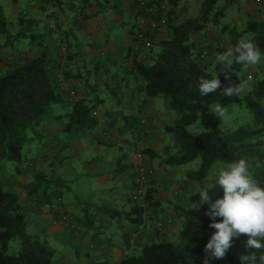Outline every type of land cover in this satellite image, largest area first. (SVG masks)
Instances as JSON below:
<instances>
[{"label":"trees","instance_id":"obj_1","mask_svg":"<svg viewBox=\"0 0 264 264\" xmlns=\"http://www.w3.org/2000/svg\"><path fill=\"white\" fill-rule=\"evenodd\" d=\"M44 1L48 3L50 0ZM55 1L58 4L62 3V0ZM162 1L164 0H153L148 2V5H158ZM165 1L173 8L169 11L164 25V37H157L160 28L159 14L145 12V9L136 11L137 17L149 19L155 24L149 31L144 32L150 43L151 59L146 62L134 58L131 72L135 89L144 98L163 96L172 110L197 112L201 123L206 127V131L191 133L178 123L165 125V130L173 133L175 145L174 153H170V148L166 147V156L161 159V164L167 167H178L197 157H200L201 162L197 170L187 172V181H192L194 185L191 186V192L186 197V206L177 208L178 217L185 220V225L176 231L175 238L158 239V229L170 226L172 221L162 226L154 224L157 228L155 237L157 239H152L143 245L139 252H134L132 245L134 242L130 243L131 237L124 234L127 252L116 264H205L207 257L205 245L215 229L209 227L212 221L206 215L207 205L198 207V193L202 189H207L209 194L213 195V200L223 196L216 180L206 182L214 162L231 163L241 158L251 160L249 171L258 184L264 186V107L262 104L264 77L252 81L245 94L238 97L224 96L222 94L224 87L239 83L237 72L243 65L234 63L226 78L224 73H219L220 67L216 61V57L225 53L226 50H221L213 63L208 65L209 53L202 58L199 45L196 43V38L209 26L217 24L223 15V9L216 8L218 0H203L198 16L178 21L171 17L178 0ZM136 5L137 0H134L132 9H135ZM105 6L104 2H99L97 7L100 11ZM18 20L20 24L25 23V26L20 28L13 37L8 31L7 17L0 6V36L9 40L39 37L33 33L34 20L26 19L20 14ZM138 30L143 32L140 28ZM229 33V49H234L239 40L247 39L252 40L264 52V15L259 19L248 20L242 31L234 28ZM41 40L40 37L39 41ZM39 46L40 53L37 56L16 63L9 70L0 73V160L8 159L14 162V169L17 172L22 170V161L28 152L29 145L47 139L43 129L52 119L67 118L63 130L69 138L78 136L86 130L91 133L98 124L93 113L95 101L88 97L75 98L64 115L55 114L54 105L62 106L65 103V97L52 82L54 65L51 63L49 49L41 43ZM88 72L89 74L96 72L95 64L93 68L88 69ZM217 73L221 88L215 93L201 96L197 87L200 78H212ZM106 85L110 86L109 82H106ZM109 88L114 92L113 87ZM217 104L224 107L231 104H244L252 115V122L237 129L222 131L218 126L220 118L209 111ZM124 118L130 123L137 122L135 117L124 116ZM114 121V119L111 120L110 124L114 125ZM26 146L27 149L24 151ZM137 150L150 160L159 156L149 147ZM51 175V178H47L42 170H38L35 173V184L27 191L28 196L34 199L36 192L42 188L44 200L49 204V208L57 198L63 201L61 188L65 186L69 189L70 187L67 181L56 177L55 171ZM154 180L153 178L152 183L155 182ZM136 204L134 209L137 215L134 221L136 226L142 224L145 214L157 216L164 209L161 206V211L159 210L161 200L156 197L152 189H149L144 205L138 202ZM93 208L96 213H108L110 216L116 213L115 210L104 206ZM88 209L84 210V214L79 219V222L86 227L89 226L90 209ZM50 211L56 221L57 213L51 208ZM66 212L70 213L69 210ZM161 218L158 219L161 222L168 221L165 217H163L165 219ZM220 219L217 218V222ZM75 220L73 216L75 226L72 228L79 232L82 227L77 225ZM236 242L237 238H234L232 245ZM254 251L253 249L252 252ZM54 256L53 248L44 239L28 232L26 214L21 208L19 195L16 192L4 190L0 186V264H53ZM209 260L208 264H223L220 259Z\"/></svg>","mask_w":264,"mask_h":264},{"label":"crops","instance_id":"obj_2","mask_svg":"<svg viewBox=\"0 0 264 264\" xmlns=\"http://www.w3.org/2000/svg\"><path fill=\"white\" fill-rule=\"evenodd\" d=\"M29 1L31 4L27 11H22L17 15H14L11 9L14 8L18 0H0L2 11L7 17L8 31L13 37L15 35V31L17 33L20 28L25 26V23L24 25L19 23V14L26 19H32L35 21L32 26L33 33L39 36L20 39L12 37L13 39L11 40L4 38L3 41H1L3 36H0V55H2V57H0V73H4L9 70L16 63H20L25 59L37 56L40 53L39 43H41V45H44L49 49L52 59L51 63L54 65L53 70H56L57 73H60V71L61 73L64 72L65 80L71 81L73 86L75 85V89L76 87L81 89L80 91H82V93H78L76 98H90V96L86 94L88 91H85V87L88 83H90V81H95L98 90H100L102 83L105 81L108 82L109 80H112L115 82L118 80L120 84H123L125 89L129 91V106L131 107L133 105L135 109L138 107V104L140 103L139 99L143 100L144 96L139 94L136 89H134L135 83L131 67L133 65L134 58L141 59V53L137 55L136 51H134L131 39L132 32L134 28H141L140 30L144 32L149 31L153 28L151 25L153 21L136 16L137 10L132 9V2L134 0H98L96 5L91 4L93 2L91 0H62L61 4H58L55 0H50L48 2V6L45 5L44 0ZM71 2L82 3V5L85 6L84 9L91 10L95 7V11L93 13H89L90 11L85 12V10H82L78 13L74 12L69 14L65 7H70ZM99 2H104L106 4V6L100 11L98 10L99 7H97ZM186 2H188V0H178L176 5V8L178 9L183 6L182 9H180V13L178 12L177 14L179 20L194 18L200 13L199 9L197 12L196 7L191 10L188 5H186ZM220 2H223V4L220 5L222 8H219L223 9V15L219 18L218 23L214 24V26L228 34H230V30L234 28L238 31H242L246 27L248 20L259 19L264 15V0H218L216 3L217 8ZM65 3L69 5H66ZM228 8L231 9L232 13L229 14L226 22H221V18L225 17ZM233 9H236L235 16L231 15L234 12ZM181 10H184V12L182 13ZM25 14L28 16H25ZM175 16L176 13L174 12L172 17L174 18ZM14 18H16L15 20H17V23ZM61 19L65 22L62 23V21H59ZM64 26H66V29L59 31V28ZM59 32L65 33V36L63 35V37L68 39L66 47L67 56L65 58H59V51L56 49V46L59 45V41H56L53 45L55 38L59 36ZM158 34L159 32L157 33V37ZM40 37L42 38L41 41H39ZM27 39L29 40V43H27ZM150 59L151 58L148 60ZM93 64L96 66V72H91L89 74L88 69L93 68ZM245 74L242 76L243 81ZM252 76L254 78V75ZM247 90L248 89H246V91ZM246 91L243 94H245ZM66 94H63V96L66 99H70L68 97V93ZM95 94L98 93L95 92ZM153 106L154 103L152 98L144 99L145 108L147 107L152 109ZM127 107L128 106L125 102H122L119 105V109L125 110ZM95 109H98V106L95 107ZM55 114L64 115V113L57 111H55ZM128 115L130 114H122L123 126L125 128H130L134 125V122L130 123L126 118H124V116ZM64 119H66L67 122L66 117L58 118L55 122H49L43 129L47 139L38 143L35 148L41 149V153H44L45 150V153L49 154L52 150H47V148H53V145L58 143V147L62 149V152H60L58 156L57 152H55L53 157H50L52 159H49V164L52 165L57 178L65 181H69V178L71 177L76 179L74 176H77L76 174H78V170H76L77 166L75 165L77 163L78 165L81 163V166H78L79 169L95 172L94 175L101 179L103 177L101 171L107 163V159L100 158L104 154V151L99 152V144L96 141L101 139L96 138L97 140H91L89 144L86 141L84 143L80 139L81 134H85L84 138L88 136V134L86 135L84 131L78 136L69 138V135L63 130L66 123ZM101 124L102 123L99 121L95 131L101 130ZM60 127L61 131L59 132L58 129ZM134 138L135 140H139L141 144L147 145V147L149 146L150 149L152 146L157 145V143H155L152 139L138 137L137 133ZM132 142L133 141H131V139L129 140L128 137L125 136L124 139H121L118 142V147L121 148V150L129 149L133 151L134 146ZM89 148H93V152H91ZM123 159H125V153H122L116 160L122 164ZM132 161L135 162L134 157ZM1 168L2 167L0 165V178L12 182L13 185H17L22 190L20 203L23 212L34 214L37 221H40V223L44 222L47 225L43 239L48 245L49 239L52 240L53 244L49 246L53 248L55 252L53 264H116L127 252L124 244V237H122V241L120 243L112 242L110 239H100L96 236L97 233L100 232V229H95L93 234L89 235L90 240L87 244H85L83 240V237L89 234V230L92 229V216L99 218L101 222L109 221L111 218L119 220V212L123 210V208L125 210L127 209L122 202L123 193L119 197H116L118 199L114 198L112 203L107 202L108 204L103 202L104 200H98L101 199L100 196L99 198L97 197L96 201H102V203H98L94 206H104L115 210L116 213L115 215L110 216L108 213H96L94 208L90 210L88 209L89 226L87 227L79 222V219L84 214L86 207H83L78 201L70 206L69 200L64 201L63 195H61L63 204H65L69 212L75 217L77 225L82 227L81 230L77 232L69 225L65 226L56 222L53 213L50 210L45 209L48 205H44L45 202L40 197L37 199H31L28 196L27 191L33 184H35V180L28 183V178L22 177L21 181H18L11 175L3 173ZM118 168L126 170L127 166L126 164H122L121 167ZM79 173L82 176H89L85 172L79 171ZM132 176L133 174L129 173L126 180L124 177L122 178V181L124 179V182H122L124 186L128 187V185L132 184ZM114 187H116L115 184L110 185V188ZM163 201L166 200L163 199ZM163 201L161 200L160 208ZM27 207L30 208L27 209ZM40 207L41 209H37ZM132 211L134 210L132 209ZM126 215L128 218L131 216L130 213H126ZM158 215L160 217H164V215L160 212ZM149 224L150 221L144 219L142 224L137 226V228L139 231H144L145 239L147 238L151 241L156 237V234L152 235L151 233H148ZM182 227V221L178 219V221L174 222V226L170 229L171 232L176 233V231ZM132 228L133 225L131 229L124 234L130 233ZM166 228L161 229V235L165 233ZM70 237L75 239L74 244ZM163 238L166 239V236L163 235L158 239ZM72 245H74V251L70 248Z\"/></svg>","mask_w":264,"mask_h":264},{"label":"rangeland","instance_id":"obj_3","mask_svg":"<svg viewBox=\"0 0 264 264\" xmlns=\"http://www.w3.org/2000/svg\"><path fill=\"white\" fill-rule=\"evenodd\" d=\"M71 1V0H70ZM93 1L91 4H97L98 0H91ZM203 0H188L186 2V5L192 10L194 7H196V10L198 12V9L200 10V6ZM89 3V4H90ZM163 4L166 5L167 10L171 11L173 8L167 1H162ZM30 1L29 0H18L17 4L14 6L11 11L14 15H17L19 12L27 11L30 7ZM66 4V3H65ZM223 2H220L218 4V8H222L220 5H222ZM46 6L49 5V3H45ZM69 5V4H66ZM159 5V4H158ZM237 5V4H236ZM84 5L82 3L78 2H71L70 7H65L68 10V13H74V12H80L82 10H85V12L90 11L89 13H93L95 11V7L91 10L84 9ZM183 7V6H182ZM181 8L175 7V13L176 16L174 17L175 20L178 19V12L180 13ZM8 8V7H7ZM6 8V9H7ZM5 9V11H6ZM185 9V8H184ZM135 10L139 11L142 9H138L137 5L135 7ZM232 16L236 15V9H233ZM66 12V11H65ZM63 12V13H65ZM146 12V11H145ZM183 13L184 10H181ZM232 13L231 9L228 8L226 11L225 17L221 18V22H226L229 14ZM161 14H159L160 16ZM25 16H28L25 14ZM172 17V15H171ZM59 18V17H58ZM173 18V17H172ZM16 18H14L15 20ZM65 22L63 19L59 20ZM139 21V20H138ZM159 21V19H158ZM17 23V20H15ZM154 22L151 23V25L154 27ZM159 34L158 37H164L165 31H164V25L163 23H159ZM67 26V25H66ZM66 26L60 27L59 31L65 30ZM142 26V25H141ZM141 29V28H140ZM139 30L138 28H134L132 32L135 34ZM141 31V30H140ZM14 32V31H13ZM144 32V31H143ZM16 34V31L15 33ZM59 36L55 38V41L53 42V45L56 41H59V45H57L56 49L59 51V58H65L67 56V40L63 35L65 33L59 32ZM61 36V37H60ZM65 36V35H64ZM132 39V38H131ZM4 40V37L1 41ZM27 43H29V40H26ZM133 42V48L134 51H136L137 55L141 53V60L143 61H149L148 59L151 57L152 51H150V43L148 45H143L138 42H135L132 39ZM205 42L207 45L209 58H208V65H211L213 63V60L215 59L216 55H218L221 50L225 49L226 51L230 50L229 48V34L225 31H221L220 29L216 28L213 24V26H209L206 31H204L198 38H196V43L199 45L200 43ZM48 45V42H47ZM143 53V54H142ZM2 57V55H0ZM3 73V72H2ZM246 73V74H245ZM244 75V80H249L250 83L247 86V89H249V86L251 85L252 81L254 80H260L263 78V62L251 66L246 67L243 65V67L237 72V76L239 78V82L243 81L242 76ZM254 75V78L253 76ZM250 76V77H249ZM252 77V78H251ZM52 82L57 87L59 91H62L63 94L68 93V97L70 99L65 98V103L61 105H54V112H61L66 113L68 109H70V106L73 102V100L77 97L78 93H82L80 91L81 89L77 88L75 89V85L73 86L71 81H67L64 78V72L57 73L56 70L52 71ZM105 81L101 85V89L98 90L96 82L90 81L85 87L86 94L90 96L89 99L95 101V104L98 109H95L94 107V116L97 118L98 122L100 121L101 124V130L94 131L90 133V131L86 130L84 133L88 136L84 138V135L81 134L80 139L85 143V141L89 144L91 140H97L96 142L99 144V152L104 151V154L100 158L107 159L106 166L104 169H102L101 174L102 178L100 179L98 176L96 177L94 174L95 172L89 171V170H82L79 169L81 166V163L76 164L75 166L78 174L77 176L73 178H69L70 180L67 181L69 184V189L67 187L61 188V195H63V200L67 201L69 200L70 206H72L73 203L79 202L82 204L83 207L92 209L94 205L98 203H102V201H96L97 197H101V199L98 200H104L103 202H109L112 203L113 199H118L116 197H119L122 193L123 195V204L125 205L126 210L123 208L119 212L118 219H110L109 221L101 222L99 218L92 216V229L89 230V234H87L85 237H83L84 243L87 244L90 240V236L92 235L95 229H100V232L97 233V237L100 239H110L112 242H118L120 243L122 241L123 234L131 229L132 225L133 228L130 233H128V236L131 237L133 233H136V237L134 240L133 249L134 252H139L143 245L150 242V239L144 238V231H139L136 223L134 222L137 219L136 212L132 211L136 207V202L134 199V188L133 184L128 185V187L124 186L122 182H124V179L122 181V178L124 177L125 180L128 177V174L132 173L134 175L136 171V164L134 161H132L133 157L134 160L136 159V155L139 153L137 150L138 148L147 147V145L141 144L139 140H135L134 136L138 135L140 138H149L155 141L157 145L152 146L151 149L159 155L158 158H155L154 160H150L147 157H144V160L146 163H148L155 171L154 176V183H152V191L155 193L156 197L163 201L162 208L163 212L161 214L164 215L166 219H170L172 223L170 226H168L165 229V233L162 235L160 234L161 229H158L159 235L158 238L165 235L167 240H172L175 238V233L171 232L172 226H174V222L182 221L183 227L185 225V220L178 217V209L180 206H186V197L191 192V186L194 185L192 181H187V172L192 170H197L200 165V157L195 158L193 161L180 165L178 167H167L165 165L161 164V159L166 156V147L170 148V153H174V145H175V137L173 133L167 132L165 130V125H175L180 124L183 127L186 128L187 131L191 133H200L203 131H206V127L201 123L200 115L197 112H179L172 110L168 107L167 99L163 96H158L155 98H152V101L154 103L153 108H145L144 107V99H139L140 103L138 104V107L135 109L132 105L129 106V91L125 89L123 84H120L118 80L115 82L112 80H109V85L113 87L114 92L110 90V86L106 85ZM135 83V82H134ZM124 87V88H123ZM83 88V87H81ZM95 89V91L93 90ZM135 89V88H134ZM98 93V94H95ZM134 92V91H133ZM67 95V94H66ZM125 102L127 104V109H119V105ZM263 107H264V100L262 101ZM228 109V116L227 119L218 121V126L222 131H228L237 129L240 126L249 124L252 122V115L249 112V110L245 107L244 104H231L229 106H226ZM127 113L130 114L128 116L135 117L137 119V122L134 123V125L130 128H125L123 126L122 121V114ZM114 121V125L110 124L111 120ZM66 122V119H64ZM51 121H57V119H52ZM50 121V122H51ZM139 122V123H138ZM104 124V125H103ZM136 127V128H135ZM60 129V130H59ZM58 129V131H61V127ZM147 131V132H144ZM80 135V134H79ZM125 136L128 137V139L133 141V151L129 149H123L118 147V142L121 139H124ZM97 138V139H96ZM101 141V142H100ZM51 142V141H50ZM53 142V141H52ZM55 143V142H53ZM52 143V144H53ZM38 143H32L29 145L28 152L25 154V157L22 161V170L21 172H17L14 169V162L4 159L0 160L1 165V171L3 173H7L17 179L18 181H21L22 177L28 178V183H31L35 180V173L38 170H42L47 178H51V174L53 173V167L51 164H49V159H52L50 157H53L55 152H57V156L62 152V149L58 147V143L53 145V148H47V150H52L49 154L42 152L41 149L35 148ZM149 147V146H148ZM27 149V146L25 147L24 151ZM91 152H93V148H89ZM263 150H264V144H263ZM106 152V153H105ZM122 153H125V159H123L122 164L127 166V169H120L118 167H121L122 164L117 162V158L121 156ZM63 155V153H62ZM252 158V157H250ZM249 158V159H250ZM248 166L251 165V160H247ZM229 163L216 161L212 164L208 177L206 179V182H211L216 180L217 173L221 167L227 166ZM79 166V167H78ZM80 172H85L89 176H82ZM80 174V175H79ZM78 177V178H77ZM133 177V176H132ZM73 178V179H72ZM72 179V180H71ZM27 183V182H26ZM111 184H115L116 187L110 188ZM132 185V186H131ZM0 186L7 191H13L16 192L20 198H22V190L17 186L13 185L12 182L6 181L2 178H0ZM40 197L44 202V197L42 194V188H40L35 195V199ZM96 197V198H95ZM108 204V203H107ZM44 205H49L46 202ZM43 206V205H42ZM30 207H27L29 209ZM37 209H41L37 208ZM45 209L50 210L49 206ZM161 211V208H159ZM126 213H130L131 216L129 218L127 217ZM26 214V221H27V229L28 232L40 237L41 239L44 238V233L46 231L47 225L44 222L37 221L34 214L31 213H25ZM145 219L150 221L148 233H151L152 235H155L157 233V228L154 225V220H158L161 217L157 214H155L154 217L152 215L145 214ZM124 216V217H123ZM109 217V216H108ZM110 218V217H109ZM161 218V219H165ZM131 219V220H129ZM147 237V236H146ZM73 244L75 242V239L70 237ZM165 239V238H163ZM248 237L246 234H241L237 238V242L230 247V249L227 251V255H225L220 260L223 264H242L240 257L242 255H248L252 253L253 249H246V241ZM49 245H52V240L49 239ZM70 248L74 251V245L70 246ZM231 259V260H230ZM208 263H210V260H208Z\"/></svg>","mask_w":264,"mask_h":264},{"label":"clouds","instance_id":"obj_4","mask_svg":"<svg viewBox=\"0 0 264 264\" xmlns=\"http://www.w3.org/2000/svg\"><path fill=\"white\" fill-rule=\"evenodd\" d=\"M216 61L220 67L219 73H224L227 78L234 63L246 67L258 65L264 62V52L252 40L241 39L234 49L219 54ZM249 83V80H244L226 86L222 94L238 97L246 91ZM197 87L201 96L215 93L221 88L218 73L212 78L201 77ZM209 111L221 120L227 119V107L217 104ZM216 183L223 192L221 198L213 200V195H210L207 189L198 193V207L207 205L206 215L212 221L209 227L215 229L205 245V264H208L209 259L223 258L232 246L234 238L241 234L248 237L246 249L255 250L240 257L242 264H264V186L254 179L244 158L221 167L216 176ZM217 218H221L219 222Z\"/></svg>","mask_w":264,"mask_h":264},{"label":"built area","instance_id":"obj_5","mask_svg":"<svg viewBox=\"0 0 264 264\" xmlns=\"http://www.w3.org/2000/svg\"><path fill=\"white\" fill-rule=\"evenodd\" d=\"M153 0H137V7L138 9H142L145 11H149L151 14H161L159 16V23L165 24L167 21L168 13L167 7L162 2L159 5L151 4L148 5V2H152ZM132 39L135 42H138L143 45H148V38L145 36L144 32H137L133 34ZM199 53L200 56L203 58L207 56L208 49L205 42H202L199 44ZM1 72V71H0ZM250 77V76H249ZM252 78V77H251ZM147 132V131H144ZM136 171L132 177V184L134 188V199L136 202L140 204H145V198L149 191V189H152V179L155 176L154 169L146 163L144 160V157L142 154L138 153L136 155ZM50 208L53 209L57 213V220L56 222L60 224L69 225L71 227H74L73 223V216L70 213H67L68 210L67 207L62 203L61 199H56L50 204ZM171 220L168 219L167 222H161L159 220H154V224L157 226L165 225L166 223H170ZM136 237V233H133L131 235L130 243L134 242V239Z\"/></svg>","mask_w":264,"mask_h":264}]
</instances>
